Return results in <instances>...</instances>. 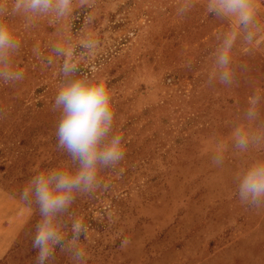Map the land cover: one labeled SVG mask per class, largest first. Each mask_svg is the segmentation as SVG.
Listing matches in <instances>:
<instances>
[{"label":"rangeland","instance_id":"rangeland-1","mask_svg":"<svg viewBox=\"0 0 264 264\" xmlns=\"http://www.w3.org/2000/svg\"><path fill=\"white\" fill-rule=\"evenodd\" d=\"M254 2L256 23L247 30L209 13L208 0H74L73 16L58 23L7 17L21 41L12 62L25 78L0 82V186L18 198L37 172L79 166L57 146L52 110L65 81L52 45L70 39L78 75L106 78L112 89L113 131L126 142L125 159L100 169L107 188L77 194L61 217L66 240L75 219L88 225L78 241L84 264H264V204L238 195V177L264 161V0ZM229 33L231 76L222 83L217 57ZM85 35L99 41L91 55L79 47ZM238 127L254 137L246 150L233 138ZM29 209L0 264H36L40 217ZM53 264L79 262L57 248Z\"/></svg>","mask_w":264,"mask_h":264},{"label":"clouds","instance_id":"clouds-1","mask_svg":"<svg viewBox=\"0 0 264 264\" xmlns=\"http://www.w3.org/2000/svg\"><path fill=\"white\" fill-rule=\"evenodd\" d=\"M74 0H0V82L7 85L23 81L25 72L16 67L12 57L21 48V41L6 21L9 16H20L29 23L47 17L52 23L63 21L74 14ZM80 6H91L90 0H80ZM186 11L187 9H183ZM207 10L219 17L231 18L245 30L255 25L257 7L254 0H208ZM76 19L79 17L76 16ZM93 17H84L85 25ZM254 33L246 31L245 41L252 43ZM236 34H227L217 57L221 68L220 80L230 82V50ZM99 41L85 35L79 44L82 55H91ZM74 47L70 39L57 41L52 45L56 57H62L60 73L65 81L60 83L53 98L52 110L59 113L56 138L58 148L64 149L78 168L44 169L33 175L18 193L19 200L29 208L38 209L40 219L35 225L32 247L37 250L36 264H53L56 250L71 253L79 264H84L86 252L78 246L82 235L87 237L88 225L80 218L71 225L72 237L66 240L61 219L75 201L77 194H93L107 188L100 176V169L120 164L126 156V142L123 133L113 131L115 112L114 93L106 78L80 74L74 61ZM54 63L50 56L47 64ZM258 95L249 98V117L256 114ZM238 148L246 150L254 137L243 128L233 131ZM223 154L217 153L214 163L220 164ZM238 195L242 202L252 206L264 204V161L253 163L238 177Z\"/></svg>","mask_w":264,"mask_h":264},{"label":"crops","instance_id":"crops-1","mask_svg":"<svg viewBox=\"0 0 264 264\" xmlns=\"http://www.w3.org/2000/svg\"><path fill=\"white\" fill-rule=\"evenodd\" d=\"M29 215V207L0 186V254L17 237Z\"/></svg>","mask_w":264,"mask_h":264}]
</instances>
